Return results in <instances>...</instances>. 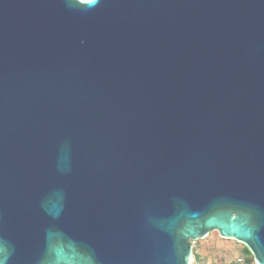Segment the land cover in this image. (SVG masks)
Returning <instances> with one entry per match:
<instances>
[{
	"label": "water",
	"instance_id": "obj_1",
	"mask_svg": "<svg viewBox=\"0 0 264 264\" xmlns=\"http://www.w3.org/2000/svg\"><path fill=\"white\" fill-rule=\"evenodd\" d=\"M264 264V0H0V264Z\"/></svg>",
	"mask_w": 264,
	"mask_h": 264
},
{
	"label": "crops",
	"instance_id": "obj_2",
	"mask_svg": "<svg viewBox=\"0 0 264 264\" xmlns=\"http://www.w3.org/2000/svg\"><path fill=\"white\" fill-rule=\"evenodd\" d=\"M213 232L198 241L195 248L197 250L193 252V257L200 259L196 261L197 264H252V261L246 262L242 250L232 244L224 245L222 242L227 239L221 240V237ZM238 258L242 259V263L237 261Z\"/></svg>",
	"mask_w": 264,
	"mask_h": 264
},
{
	"label": "rangeland",
	"instance_id": "obj_3",
	"mask_svg": "<svg viewBox=\"0 0 264 264\" xmlns=\"http://www.w3.org/2000/svg\"><path fill=\"white\" fill-rule=\"evenodd\" d=\"M214 233V235H217L218 233L216 232V231H214L213 232ZM219 239H221V240H225V238H219ZM227 240H225V242H222V243H224V245H228V244H232V245H234L235 247H238L240 250H242L243 252H244V256H245V258H246V262L247 263H250L251 262V260H252V256H251V254H249L248 252H247V250H246V246L244 245V244H242V243H240V242H237V241H235V240H233V239H228V238H226ZM219 242H220V240H219ZM196 248V247H195ZM197 249H194V251H196ZM202 259V258H201ZM200 259H198L197 257H193V261H191V263L190 264H197L196 263V261L198 262Z\"/></svg>",
	"mask_w": 264,
	"mask_h": 264
},
{
	"label": "built area",
	"instance_id": "obj_4",
	"mask_svg": "<svg viewBox=\"0 0 264 264\" xmlns=\"http://www.w3.org/2000/svg\"><path fill=\"white\" fill-rule=\"evenodd\" d=\"M199 240H200V239H190V240H189V242L191 243V246H192L193 252H194V249H195V247L197 246ZM237 261H238L239 263H242V259H241V258H238ZM252 264H258V263H256V262L254 261V259H253Z\"/></svg>",
	"mask_w": 264,
	"mask_h": 264
},
{
	"label": "trees",
	"instance_id": "obj_5",
	"mask_svg": "<svg viewBox=\"0 0 264 264\" xmlns=\"http://www.w3.org/2000/svg\"><path fill=\"white\" fill-rule=\"evenodd\" d=\"M246 250H247V252H248L249 254H251L250 251L247 249V247H246ZM251 256H252V254H251ZM251 261H253V256H252V260H251Z\"/></svg>",
	"mask_w": 264,
	"mask_h": 264
}]
</instances>
